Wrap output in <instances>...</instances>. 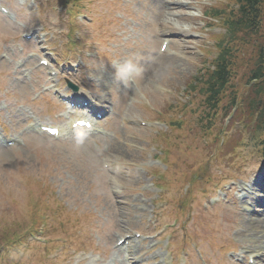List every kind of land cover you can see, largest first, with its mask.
Listing matches in <instances>:
<instances>
[{"label": "rangeland", "instance_id": "374dc122", "mask_svg": "<svg viewBox=\"0 0 264 264\" xmlns=\"http://www.w3.org/2000/svg\"><path fill=\"white\" fill-rule=\"evenodd\" d=\"M5 1L14 4L27 28L0 15V47L4 46L3 30L10 25L13 33L9 36L37 26H44L46 34L45 40L29 42L19 54L16 46L6 47L2 53L13 58L10 63L0 55V130L3 125L6 138L24 141L7 147L0 139V238L28 226L35 205L45 226V232L37 235L48 240L45 248L37 246V252L21 244L18 251L11 247L14 264H164L167 253L173 264H250V247L264 252V116L262 121L256 116L264 107V96L259 101L247 81L256 59L255 42H264V22L260 36L247 37L238 74L212 112L194 94L185 92L188 79L202 62L198 55L186 53L178 41L192 49L207 48L208 57L216 53L215 39L204 32L208 19L201 16L203 4L216 0H79L73 10L79 3L78 10L90 17L77 16L83 58L76 70L59 67L55 82L67 78L97 98L109 93L113 113L101 125L114 137L104 145L102 138L97 144L93 135L54 139L28 129L29 122L55 123L54 114L61 109L46 91L49 78L39 70L38 59L28 53L44 46L43 51L50 54L41 57L48 58L50 68L55 69V43L69 31L71 20L51 0H36L37 7L33 0ZM178 11L193 15L180 22L195 35L172 33L168 38L174 45L160 58L158 27L169 14L177 17ZM221 30L216 27L215 32ZM73 38L68 34L60 43L64 57L74 52ZM126 59H133L139 67L136 92L124 87L128 78L116 76L115 64ZM15 67L23 70L15 72ZM17 73L28 75L24 78ZM252 92L253 100L248 102ZM234 93L243 103H236V110L226 106ZM130 96L135 99L128 105ZM180 99L184 106L176 105ZM122 112L127 115L120 120ZM143 120L147 124H141ZM156 120L170 121V125L154 124ZM156 150L168 166L154 167L157 161L149 156L158 158L151 155ZM106 157L115 175L105 170ZM175 165L179 172L171 175L174 172L168 171ZM167 167L164 176L171 182L169 187H151L156 182L150 179ZM182 171L188 176L184 200L179 187ZM238 185L247 188L248 198H236ZM253 197L258 201L249 209L243 201ZM148 198L158 202L155 210L144 204ZM168 198L171 204L165 206ZM211 198L219 201L212 204ZM160 228L166 231L149 239L154 243L151 248L149 241L130 239L129 261L124 259V249L117 245L121 237L135 231L156 233Z\"/></svg>", "mask_w": 264, "mask_h": 264}, {"label": "trees", "instance_id": "16d2710c", "mask_svg": "<svg viewBox=\"0 0 264 264\" xmlns=\"http://www.w3.org/2000/svg\"><path fill=\"white\" fill-rule=\"evenodd\" d=\"M264 0H238L239 8L236 10V14L233 16L230 22L232 29L231 37L235 33H257L261 29L262 24V2ZM262 47V45H261ZM259 49L257 52L255 67L252 69L251 79L255 82H260V88H264V48ZM225 55L222 54L219 58L220 62L217 63L216 69L213 75H210L205 81V90L210 95L209 104L213 107L220 99L225 86L228 83L230 74V58L231 52L226 48ZM213 99V100H212Z\"/></svg>", "mask_w": 264, "mask_h": 264}, {"label": "clouds", "instance_id": "9594fccd", "mask_svg": "<svg viewBox=\"0 0 264 264\" xmlns=\"http://www.w3.org/2000/svg\"><path fill=\"white\" fill-rule=\"evenodd\" d=\"M116 76L118 79H127L136 75L139 67L133 59H126L121 63L115 64Z\"/></svg>", "mask_w": 264, "mask_h": 264}, {"label": "bare ground", "instance_id": "6f19581e", "mask_svg": "<svg viewBox=\"0 0 264 264\" xmlns=\"http://www.w3.org/2000/svg\"><path fill=\"white\" fill-rule=\"evenodd\" d=\"M169 21H170L173 25H177L176 20H175L174 18H169ZM178 26H179V25H178ZM179 27H181V26H179ZM181 30H182V29H181ZM169 50H170V48L168 47L166 53H167ZM164 56H165V54H162L160 58H163ZM244 198H245V197H244ZM255 201L257 202V200H255ZM251 202H252V201H251ZM248 208H251V207L248 205ZM262 211H263V210H262ZM253 253L258 254L259 251H258V250H255V251H253ZM250 254H252V253H250Z\"/></svg>", "mask_w": 264, "mask_h": 264}]
</instances>
